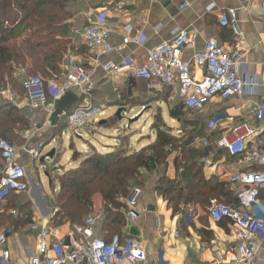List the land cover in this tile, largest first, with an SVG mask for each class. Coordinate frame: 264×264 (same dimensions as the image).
I'll return each mask as SVG.
<instances>
[{
  "label": "crops",
  "instance_id": "1",
  "mask_svg": "<svg viewBox=\"0 0 264 264\" xmlns=\"http://www.w3.org/2000/svg\"><path fill=\"white\" fill-rule=\"evenodd\" d=\"M70 9L73 15L67 22L70 24V37L74 49L68 53L74 55L78 63L94 71L90 91L93 105L98 110L91 118L94 116V118L96 116L110 118L122 102L139 101L137 103L145 107L155 105V110L160 109L165 123L172 126L173 122L179 121L170 117L168 113V105L179 98L176 85L148 89L144 79L133 78L126 72L115 75L103 71L101 66L107 60L121 63L127 59L135 65H142L150 49L172 39L181 29L195 31L193 48L184 49L182 52L184 61H188L194 52L200 51L209 38H213L227 50L238 47L245 53L242 71L248 74L250 81L245 93L225 99L216 96L201 110L189 112L184 108L191 114V127L199 124L202 120L200 117L205 119L202 121L207 124L208 127L205 129L212 139V142L205 146L210 147L207 149V154L200 160L203 164L204 176L207 179L214 177L218 181L227 182L228 187L235 193V188L229 183V176L248 166L238 157H233L218 147L216 141L231 127L242 121L248 122L253 128L264 127V119L259 120L254 117L255 108L264 96V0H190L187 3L184 0H115L113 2L76 0ZM227 9L235 10L234 25L239 35H236L230 26L219 23L220 12ZM95 20L103 22L108 27L109 43L112 46L121 45L119 50L103 53L100 49L85 45L78 31ZM126 24L132 26V33L137 42L123 44V28ZM192 72L196 77L202 75V70L194 66ZM14 75L20 78L21 82L25 77L23 71ZM61 75L59 80L46 81L50 94L55 93L54 86L65 80L63 63ZM254 89L255 92L252 93ZM73 92L77 93V91ZM161 93L167 95V102L163 98L150 100L151 97ZM0 98L1 101L15 106L17 112L27 122L26 128L17 130L22 142L13 146L18 149L15 158L25 170L28 187L25 192L10 197L6 202H0V231L7 237L6 248L9 249L10 254L8 264H28V258L30 254L36 252L38 244V233L30 227L32 222L47 224L52 233L57 232L60 235V231L52 229L55 209L51 207L50 200L47 202L41 189L39 191L32 187L31 179L35 178L41 183V170H44V174L47 171L49 175L50 167L53 172L57 171L55 167H60L58 163L63 159L65 151L60 147L53 149L51 147L44 155L42 151L57 137L61 139L63 133L52 139L54 127L50 124L48 116L44 111L31 110L21 89H15L7 84L6 87H0ZM96 120L94 119V122ZM153 121L154 117L150 124H153ZM89 142L90 146H87L84 152L93 148L99 152L98 148L91 141ZM23 145L29 150L37 149L38 157L34 158L21 150ZM69 147L71 155L67 158L71 165L68 168H71L80 162L77 163L76 160L81 158L82 152L77 147L74 148L72 140ZM52 151H54L53 156L49 157ZM75 151L79 153L76 159L73 158ZM175 157V153L169 154L165 164L152 173H146L144 186L139 188L136 194H132L137 202L138 216L134 219L127 217L126 224L122 228L123 235L134 237L142 244L146 252L144 264H155L157 252L160 250L163 251V256L169 264H244L231 262L225 256L226 250L235 247V243L227 237L231 231L230 222L219 225L201 207V210L197 211L199 206H192V218L188 221L185 215L181 217L178 212L174 213L167 206L165 198L157 191L156 186L162 176L168 179L177 177ZM2 172L3 163L0 158V175ZM47 177L51 186V179ZM260 199L264 202V189L260 193ZM96 200L99 201L98 197ZM95 208L94 205V210ZM95 215L94 233L96 236H102L99 232L100 216L96 213ZM50 238L54 239L52 234ZM64 243L68 244V239L64 238ZM253 264H264V240Z\"/></svg>",
  "mask_w": 264,
  "mask_h": 264
},
{
  "label": "built area",
  "instance_id": "2",
  "mask_svg": "<svg viewBox=\"0 0 264 264\" xmlns=\"http://www.w3.org/2000/svg\"><path fill=\"white\" fill-rule=\"evenodd\" d=\"M188 1L184 0L185 3ZM218 18L221 25L230 26L239 35L234 25V9L220 12ZM123 30V44L137 42L130 24H126ZM78 32L86 46L100 49L103 53L121 48V45L112 46L109 43V29L103 22L90 21ZM194 38L195 31L181 29L172 39L150 49L142 65H135L125 59L121 63L107 60L101 67L109 74L126 72L133 78L144 79L148 89L176 85L177 94L187 110H201L216 96L225 99L245 93L246 87L250 86L248 74L242 71L245 53L238 47L227 50L209 38L200 51L194 52L188 61H184L182 52L193 48ZM192 66L202 70L200 77L193 74ZM63 68L65 80L54 86V94H50L46 80L40 75L24 77L22 88L29 108L44 111L48 118L59 97L68 90L77 91L78 101L63 112L61 120L79 135L78 130L86 127L96 112L90 91L94 71L78 63L71 53L65 54ZM254 92L255 89L252 90ZM254 117L264 119V96L255 108ZM216 145L229 155L238 157L248 167L233 172L228 179L235 188L238 204L231 206L211 199L208 213L214 222L218 223L224 218L230 221L231 231L227 237L235 243V247L226 250V258L235 263L253 264L264 240V202L260 199V192L264 189V127L253 128L248 122L242 121L219 137ZM0 150L3 156V172L0 176L2 202L10 193L25 192L28 183L23 166L15 158L18 149L7 140L0 139ZM21 150L34 158L38 157L37 149L29 150L23 145ZM122 200L127 208V217L136 218L135 196ZM95 224L96 215L89 214L83 223H72L64 234L59 235L57 232L52 233L47 224L32 222L30 227L38 233V244L36 252L30 254L28 264H144L146 252L138 239L115 234L106 240L95 235ZM51 234L54 239L50 238ZM64 238L68 239V244L64 243ZM6 243V235L0 231V264H8L9 261ZM163 255V251L157 252L155 264H169Z\"/></svg>",
  "mask_w": 264,
  "mask_h": 264
},
{
  "label": "trees",
  "instance_id": "3",
  "mask_svg": "<svg viewBox=\"0 0 264 264\" xmlns=\"http://www.w3.org/2000/svg\"><path fill=\"white\" fill-rule=\"evenodd\" d=\"M74 1L0 0V87L10 84L23 91L21 79L14 75L19 71H23L25 77L40 75L46 81L61 78L64 56L74 49L67 22L73 15L70 6ZM162 98L167 102V95L163 93L151 97ZM157 111L152 126L155 139L149 144L131 151L121 146L105 152L94 151L83 157L77 166L63 170L58 190L50 199V205L56 208L53 223H83L85 216L93 213V197L98 195L102 202L100 208L105 212L102 221L99 220L102 237L108 240L115 234L124 236L122 228L127 221V208L122 199L128 197L135 186H144L143 172L152 173L165 164L167 156L175 149L180 150L174 159L177 177L162 176L156 186L174 213L187 206H199L206 208L208 214L212 198L226 205L238 204L236 193L227 182L214 177L207 179L203 174L200 160L207 154L209 145L185 151L184 145L187 147L189 140L183 143L177 140L173 126L163 121L160 109ZM168 113L174 119H184L187 112L183 101L178 98L170 103ZM26 123L15 106L0 100V139L12 145L20 144L22 137L17 130L26 128ZM65 127L64 120L60 121L53 129L52 139ZM0 158L3 163L1 150ZM73 158H77L76 151ZM51 187H55L53 179ZM17 195L10 193L3 201ZM225 222L230 221L224 218L218 224Z\"/></svg>",
  "mask_w": 264,
  "mask_h": 264
},
{
  "label": "rangeland",
  "instance_id": "4",
  "mask_svg": "<svg viewBox=\"0 0 264 264\" xmlns=\"http://www.w3.org/2000/svg\"><path fill=\"white\" fill-rule=\"evenodd\" d=\"M1 99V98H0ZM3 99V98H2ZM151 100V98H150ZM139 101H135V103L130 102V101H125L122 102L121 105H119L116 109V112L110 116V118H105L106 116H96V118L92 117L90 118V122L87 124L86 127H81L79 131V135H76L72 129L69 127H65L62 130V135L61 139L56 138L50 146L44 147L42 151V155L46 154L52 147L53 148H59L63 151H65V154L63 156V159L58 163L60 167H55L57 170L56 172H53V169L49 168V178L54 180L55 187L52 189V187L49 184V179L48 177L44 174V170H41L40 174V179L41 183L39 180L32 178L35 184L39 186L41 189V192L47 202L50 200V198L53 196V191L58 188V180H59V175L63 171L64 168H68L71 166L69 164V159L67 158L68 155H71L69 143L70 140L74 142V148L77 147L78 150L82 152V157L86 155L92 154L94 151H96L95 148L93 150L87 149L86 153L84 150H86L87 146H90V142L94 144L99 152H103L105 150H109L113 148L112 146L114 145L113 143H116L114 147H124L127 151H131L133 149H140L141 147L149 144L155 139V132L152 131V126L153 124H150L152 121V118L154 117L155 113H158L157 110H155V105L151 107H145V105H140V103H137ZM144 106V107H142ZM93 108L98 110L97 107L93 105ZM184 119L175 121L173 122V133L177 135V140L181 141L182 143L184 141H188V146L186 147L184 145V150L188 151L191 149H197L201 147H205L207 144L212 142V139L207 135L208 131L205 129L207 126L206 123L203 121L205 120L203 117H200L199 124L196 126H192L191 123V114L186 113L183 115ZM94 119H97L94 122ZM98 119L104 120L103 122L98 121ZM108 146H107V145ZM73 145V143H71ZM82 145L85 147L82 148ZM105 148H104V147ZM107 146V147H106ZM104 148V149H103ZM180 150L175 149V151L172 152V154H178ZM97 152V151H96ZM180 153V152H179ZM79 154V153H77ZM183 155V153H181ZM80 157L78 158L79 160H76L77 163L81 159ZM72 165H75L74 163H71ZM160 165L159 167H161ZM157 170V169H156ZM144 174L142 175V179H145L146 173L143 172ZM51 179V180H52ZM145 182V181H144ZM143 186H141L142 188ZM139 186H135L129 196H132L134 192L137 193V189H139ZM57 191V190H56ZM55 191V192H56ZM96 197H98L99 201L96 200ZM102 202L100 201V196L94 195L93 197V205L96 206L95 210L91 214H99L100 219L104 218L105 212H103L100 208V205ZM49 208V206L47 205ZM53 207V206H51ZM56 211V208L53 207ZM200 207L197 208V211H200ZM202 210L206 211V208H202ZM193 208L192 206H187L185 208H182L179 210L178 214L181 217L186 216V219L188 221H191L192 218V212ZM95 212V213H94ZM89 215V214H88ZM87 216V215H86ZM85 216V217H86ZM71 223H64V224H57V223H52V229L60 231V234L63 233L64 231L68 228V226ZM99 232L102 233V222L99 224Z\"/></svg>",
  "mask_w": 264,
  "mask_h": 264
},
{
  "label": "water",
  "instance_id": "5",
  "mask_svg": "<svg viewBox=\"0 0 264 264\" xmlns=\"http://www.w3.org/2000/svg\"><path fill=\"white\" fill-rule=\"evenodd\" d=\"M78 99L79 97L72 90L66 91L64 95L59 97L56 101V107L54 111L49 116L50 124L53 127H56L60 123V121H62L61 116L63 112L68 111L73 106V104H75L78 101ZM53 153L54 151L50 152L49 157H52ZM45 175L48 176L47 171L45 172ZM31 184H32V187L37 188L40 191L39 186L35 184L33 179H31Z\"/></svg>",
  "mask_w": 264,
  "mask_h": 264
}]
</instances>
